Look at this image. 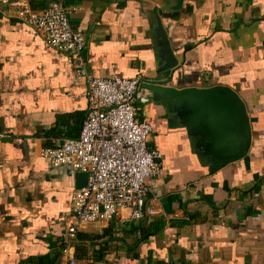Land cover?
<instances>
[{"label": "crops", "instance_id": "1", "mask_svg": "<svg viewBox=\"0 0 264 264\" xmlns=\"http://www.w3.org/2000/svg\"><path fill=\"white\" fill-rule=\"evenodd\" d=\"M52 1L0 4V264L67 261L79 171L40 149L80 134L87 85L10 11ZM64 2L90 71L140 79L138 117L163 153L155 213L85 225L78 264H264V0ZM215 87L232 93L176 97Z\"/></svg>", "mask_w": 264, "mask_h": 264}, {"label": "built area", "instance_id": "2", "mask_svg": "<svg viewBox=\"0 0 264 264\" xmlns=\"http://www.w3.org/2000/svg\"><path fill=\"white\" fill-rule=\"evenodd\" d=\"M9 1L0 0V4ZM75 10L64 0H54L40 10L28 5L10 10L49 45L63 52L75 77L84 78L87 85L88 111L80 134L40 149V155L51 165H69L88 175L85 185L71 193L62 233L66 264H78L75 242L85 225L109 221L123 211H128V218L134 221L155 213L150 196L163 160L162 151L148 146L152 123L138 117L140 79L96 76L90 71L84 57L85 30L71 23Z\"/></svg>", "mask_w": 264, "mask_h": 264}, {"label": "water", "instance_id": "3", "mask_svg": "<svg viewBox=\"0 0 264 264\" xmlns=\"http://www.w3.org/2000/svg\"><path fill=\"white\" fill-rule=\"evenodd\" d=\"M222 92L230 93L231 91H230L229 89L224 88V87H215V88H213V89H208V90L185 89V90L181 91L180 94L177 95L176 97H178V96H180V95L182 96V95H187V94H189V93H194L197 97L202 98L203 100H204V99L206 100V98H203L202 95H205V94H207V93H208V94H209V93L213 94V93H222ZM231 93H232V92H231ZM211 94H210V97H211ZM222 97H223V95H222ZM209 99H210V98H209ZM205 100H204V101H205ZM212 100H214V98H213ZM188 101H189V102H193L194 99H193V101H192L191 99H189ZM218 102H219V101H218ZM218 102H217V103H218ZM197 103H199V101H197ZM194 105L196 106V104H194ZM87 177H88V175H87L86 172H77V173H76V181H77V183H76V188H81L82 186H84L85 183L87 182Z\"/></svg>", "mask_w": 264, "mask_h": 264}]
</instances>
